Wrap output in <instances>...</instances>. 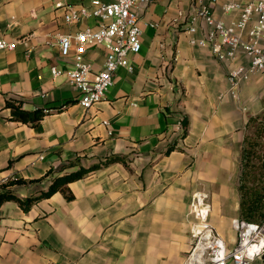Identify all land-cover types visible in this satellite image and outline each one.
Here are the masks:
<instances>
[{
  "label": "crops",
  "instance_id": "obj_1",
  "mask_svg": "<svg viewBox=\"0 0 264 264\" xmlns=\"http://www.w3.org/2000/svg\"><path fill=\"white\" fill-rule=\"evenodd\" d=\"M90 1L0 0V39L16 42L0 49V185L37 180L11 186L25 197L47 188L50 169L55 176L99 165L68 183L70 198L57 191L28 210L4 201L0 264H184L197 190L209 195L213 232L233 248L242 141L247 118L264 114V80L252 74L229 94L232 61L189 42L192 0H152L135 7L141 47L129 55L131 70L117 68L105 98L84 108L64 73L76 46L63 56L57 39L96 25L91 16L64 18ZM227 1L212 3L225 22L238 15L223 11ZM195 26L201 37L205 25ZM105 45L82 48L92 72ZM234 62L247 64L242 50ZM51 66L63 73L54 76ZM16 100L43 117L13 119L6 102Z\"/></svg>",
  "mask_w": 264,
  "mask_h": 264
},
{
  "label": "built area",
  "instance_id": "obj_2",
  "mask_svg": "<svg viewBox=\"0 0 264 264\" xmlns=\"http://www.w3.org/2000/svg\"><path fill=\"white\" fill-rule=\"evenodd\" d=\"M151 1L91 0L89 7H70L64 15L67 22H76L86 16L96 21L95 26L59 35L57 39L63 56L70 54L73 44L76 46L72 53L73 67L64 73L78 90V101L82 107L89 108L105 98L117 68L131 70L129 55L138 52L141 47V28L135 7ZM215 1L192 0L190 24L186 32L192 45L208 47L220 61H232L227 80L228 93L233 95L236 87L252 74H258L264 80V0H228L222 6L223 11H238L237 17L229 22L215 16L212 6ZM196 21H202L206 27L201 37L192 35L196 31ZM100 43L106 44L103 65L92 72L82 48ZM15 46V41L0 39V49L11 50ZM239 50L247 57V64L234 62ZM51 71L54 76L63 73L55 66H51ZM209 209V195L205 191H194L189 205L193 216L191 243L184 264H250L253 259L264 256V221L234 218L232 226L236 231V241L228 250L223 239L213 232L208 223Z\"/></svg>",
  "mask_w": 264,
  "mask_h": 264
},
{
  "label": "trees",
  "instance_id": "obj_3",
  "mask_svg": "<svg viewBox=\"0 0 264 264\" xmlns=\"http://www.w3.org/2000/svg\"><path fill=\"white\" fill-rule=\"evenodd\" d=\"M6 106L11 110L13 119L23 123L35 124L44 115L41 109L26 110L22 108L19 100L7 101ZM264 114L251 115L247 118L245 133L239 160L238 191L239 199V218L247 221H264ZM118 159L112 157L109 161ZM72 165H78L77 162ZM71 165V166H72ZM98 164L84 167L79 165L77 169L63 172L52 176V170H48L44 177H51L50 183L44 191L38 194H29L25 197L17 195L11 186L25 182L22 178L8 179L6 183L0 185V205L4 201H14L23 210H28L35 202L41 198L49 197L54 192L60 191L66 198L72 195L68 188V183L98 168Z\"/></svg>",
  "mask_w": 264,
  "mask_h": 264
},
{
  "label": "rangeland",
  "instance_id": "obj_4",
  "mask_svg": "<svg viewBox=\"0 0 264 264\" xmlns=\"http://www.w3.org/2000/svg\"><path fill=\"white\" fill-rule=\"evenodd\" d=\"M261 140L264 141V138H262ZM187 256H188V254H187ZM186 258H187V257H186Z\"/></svg>",
  "mask_w": 264,
  "mask_h": 264
}]
</instances>
